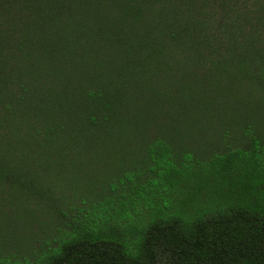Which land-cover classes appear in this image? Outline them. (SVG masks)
Listing matches in <instances>:
<instances>
[{"label": "trees", "instance_id": "1", "mask_svg": "<svg viewBox=\"0 0 264 264\" xmlns=\"http://www.w3.org/2000/svg\"><path fill=\"white\" fill-rule=\"evenodd\" d=\"M263 100L264 0H0V190L54 219L37 264H264Z\"/></svg>", "mask_w": 264, "mask_h": 264}, {"label": "rangeland", "instance_id": "2", "mask_svg": "<svg viewBox=\"0 0 264 264\" xmlns=\"http://www.w3.org/2000/svg\"><path fill=\"white\" fill-rule=\"evenodd\" d=\"M243 92L254 107L256 98L262 96L257 86L246 85L241 96ZM262 106L264 114V100ZM261 129L264 132V124ZM219 142L222 143L223 140ZM230 142L227 138L224 144ZM20 203L19 194L10 193L8 189L0 190V260H7L6 264H37L44 248L41 247L43 242L56 236L57 225H53L54 219L47 213L39 212L40 218L30 219L29 216H24L18 208ZM78 203L81 200L78 199ZM29 206L35 207L33 203ZM39 209L36 207V211Z\"/></svg>", "mask_w": 264, "mask_h": 264}]
</instances>
